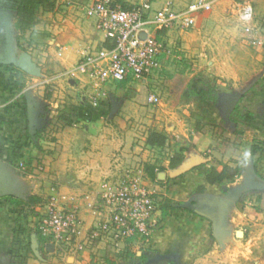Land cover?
<instances>
[{
	"label": "crops",
	"instance_id": "obj_1",
	"mask_svg": "<svg viewBox=\"0 0 264 264\" xmlns=\"http://www.w3.org/2000/svg\"><path fill=\"white\" fill-rule=\"evenodd\" d=\"M4 3L6 0H0V48L6 49L10 59L17 60L26 52V42L29 48H38V57L55 55L62 71L93 52L96 43L103 46L104 38L94 29L93 21L82 13L75 14L71 5L64 7L60 3L51 11L40 9L35 25L20 39L14 26L12 2L7 1V6ZM170 32L162 30L158 34ZM166 54H161L160 59ZM28 55L34 62L33 54ZM169 67L162 65L160 69ZM185 67L189 71L185 72ZM202 68L181 66L179 73L186 77L182 92L188 83L194 92L201 88L196 81L200 72L205 73ZM20 71L0 66V182H7L13 197L25 202L18 206L7 195L0 197V264H26L27 250L33 256V260L26 259L27 264H191L216 249L229 250L239 232L241 252L264 250V72L242 98V112L234 111L239 102L235 103L223 127L219 126V112L212 108L214 103L194 101L183 94L177 99L182 102L177 106L181 113L173 111L171 105L160 117L161 123L155 121L154 106L138 95L142 86H148L150 77L141 82L127 79L97 86L86 76H79L72 79V84L69 80L66 84L76 91L75 99L70 98L71 90L63 87L62 80L53 78L55 90L48 92L51 99L43 101L51 111L57 108V119L65 125L53 133L52 141L44 142L39 114L42 111H38L32 89L38 75ZM218 82L217 87L225 84ZM100 91L105 95H97ZM91 94L97 95L95 103L89 100ZM70 106L74 112L67 110ZM193 111L199 120H204L200 127L193 120H185ZM234 112L236 117L231 115ZM234 118L242 122V129L232 123ZM211 122L215 126L206 125ZM156 123L169 124L156 127ZM79 124L82 128H78ZM152 130L167 136L163 146H146ZM175 152H182L183 159L170 168ZM19 160L43 168L37 171L33 167L30 175H24L16 166ZM225 164L239 167L238 175L230 182L207 183L209 168L221 170ZM147 165L154 167V179L146 172ZM128 169L154 189L157 208L152 234L133 240L131 245L122 244L119 251L109 242L92 244L79 253L60 251L54 244L47 251L49 242L40 241L36 224L27 214L40 209L41 215L53 196L61 206L75 207L89 225L94 218L91 205L100 192V184L117 180ZM29 196L38 201L26 203ZM24 228L29 239L23 238ZM18 233L20 239L15 237ZM255 260L264 264L261 256Z\"/></svg>",
	"mask_w": 264,
	"mask_h": 264
},
{
	"label": "built area",
	"instance_id": "obj_2",
	"mask_svg": "<svg viewBox=\"0 0 264 264\" xmlns=\"http://www.w3.org/2000/svg\"><path fill=\"white\" fill-rule=\"evenodd\" d=\"M215 1L192 0L183 9H175L169 1L164 7L152 9V0H141L128 8L115 0H94L80 6L84 15L93 20L94 29L104 40H109L112 47L102 46L86 53L72 67L44 79L42 84H51L53 78L67 82L79 76H86L97 86L127 79L147 80L160 70L161 54L168 53L155 33L189 29L195 14L210 10ZM67 4L70 6L71 2ZM237 14L242 20H249L251 5L246 2L237 5ZM57 55L61 56V52ZM104 93L100 91L97 95ZM97 95L91 94L90 102L95 103ZM160 101L158 93H148V104L156 106ZM16 166L24 175H30L33 167L37 171L43 168L22 161ZM156 208L154 189L144 184L138 173L128 169L114 182L102 184L98 198L91 205L94 218L89 225L83 222L75 207L59 206L55 197L50 196L37 231L63 252L79 253L98 242H109L119 251L122 244L131 245L133 240L146 239L152 234L156 226Z\"/></svg>",
	"mask_w": 264,
	"mask_h": 264
},
{
	"label": "rangeland",
	"instance_id": "obj_3",
	"mask_svg": "<svg viewBox=\"0 0 264 264\" xmlns=\"http://www.w3.org/2000/svg\"><path fill=\"white\" fill-rule=\"evenodd\" d=\"M93 1L94 0H55L54 6L60 3L64 5V7H68L69 5L67 2H71L72 8L70 9L73 10L75 14L82 13L84 15V11L81 10L80 6L87 5ZM115 1L122 7L125 6L124 8L135 6L141 2V0ZM152 1V9L164 7L165 3L168 2V0ZM169 2L175 9H183L190 4L192 0H171ZM244 2L249 3L252 7V16L249 20H242L237 14V5ZM41 12L44 11L42 10ZM39 16L41 18L42 14ZM78 16L79 15H77V17ZM89 20L91 21L92 19ZM159 35L158 38L164 40L163 42H165L166 50L168 51L166 55L161 57V65L170 67L153 72L150 76L148 86H142L141 90L138 92L143 102L147 100V95L150 91L160 95L161 105L152 108V115L155 121L161 123L160 117L163 118L164 114H166L165 111L168 110L171 105H174L172 109H174L173 111H176L177 114L182 112L181 109H177V106H180V103H182L177 99L178 96H181L183 93L182 87L186 77L179 72L181 66L186 65L203 66L202 70L205 73H199V78H197L196 81L197 83L193 81L194 84L196 83L200 87H206L207 85L216 86L215 84L219 83L218 81H220V83H225L224 86L217 87L216 91L219 93L218 99L217 102L212 104L213 110L219 112L221 116V119H219V126L223 127V122H226L227 114L234 108L233 106L235 103L239 102L237 107L234 108V111L242 112V107H240L243 101L242 98L247 96V93L250 91V84L257 81L262 72H264V0H216L210 10L195 14L194 21L189 29L183 30L182 32L181 30H171L168 34L162 33ZM94 39H96V37H94ZM25 43L24 51H26L27 54L28 52L33 54V63L41 69L38 77H36V86L32 89H34L33 93H35L33 98L38 101V111H42L39 113L42 116V137L44 142L52 141V138H55L53 133L57 132L58 129L65 124H63L62 120L57 119L59 114L57 108L51 111L48 109L49 104L43 101V99L49 100L50 97H47V93L51 92L52 94L55 89L52 87V84H42V81L45 76L48 77L57 74L60 71V66L54 59L55 55L40 54L39 58L38 48H33V46L29 48ZM44 45L48 46L47 43ZM99 48L100 42L96 43L93 51ZM63 82V87L66 90H71L72 95H70V98L75 99L76 91L68 89L66 85L67 82ZM186 92H189L188 89ZM187 97H190L189 99L194 101L195 99L196 101L199 100L190 95ZM72 107L73 106L67 107V110L69 109V111L74 112V108L72 109ZM62 109L63 108L60 110ZM235 112L231 115L236 117ZM75 116L76 114H74V117ZM156 116L159 118L155 119ZM236 119L234 118L231 120L232 123L234 122V125L242 129V122ZM185 120L188 123L193 120L199 124V127L200 124L204 122V120H199L196 111H193V115L190 114ZM160 123H156L155 126L164 127L169 124ZM206 125L215 126L213 122ZM201 127L204 128L205 126ZM78 128H82V124H79ZM38 166L42 165L38 164ZM104 182L109 183L114 181L106 180ZM104 182L100 184V190ZM58 205L61 206L60 204ZM36 212L38 213L37 215L35 214ZM39 212L40 209L37 211L33 210L27 214L31 222L34 225L36 224V231L39 219L41 218ZM25 222L27 223L28 220L25 219L24 223ZM22 234L23 238L29 239V233L25 231V228ZM19 235V233L16 236L14 234L17 239L21 238ZM240 238V235L238 238L236 237L234 244L231 245L232 247L234 246V248L230 247L229 250L216 249L214 253L210 252L208 256L199 257L200 259L198 261H194L191 264H259L255 258L256 256L264 258L263 248L252 249L254 251H252L251 254L250 251L243 253L241 252V248H239L242 246L239 242ZM27 258L33 260V256L28 250L24 257L26 264Z\"/></svg>",
	"mask_w": 264,
	"mask_h": 264
},
{
	"label": "trees",
	"instance_id": "obj_4",
	"mask_svg": "<svg viewBox=\"0 0 264 264\" xmlns=\"http://www.w3.org/2000/svg\"><path fill=\"white\" fill-rule=\"evenodd\" d=\"M7 1L12 2L11 7L15 10V29L19 32V38L21 39L24 35V33L27 30H30L35 23L38 20L37 13L41 9L43 11H51L54 8L55 0H6V3H4L5 6H7ZM125 7V6H123ZM158 32L155 33V37L158 36ZM103 46L107 48H111L112 44L109 42V40H104ZM23 48V47H22ZM24 49V48H23ZM0 66L6 70L9 71H15L17 73H21L19 69L14 67L12 64H0ZM187 66V65H186ZM189 66V65H188ZM184 71H189V68H184ZM124 81V80H123ZM121 82V81H120ZM188 89V93L186 90ZM217 86H209L207 85L204 88H199L197 92H194V90L190 87V84L186 86V88L183 91V95H194L196 96L201 102H212L215 103L217 100L218 92ZM49 93L47 94V97H49ZM167 141V136L163 132L152 130L149 132L147 138H146V146L148 147H161L163 146ZM183 159L182 152H175L170 159L169 167L174 168L177 165L181 163ZM22 161V160H19ZM23 162V161H22ZM29 162V161H27ZM26 163V161L24 162ZM27 164V163H26ZM28 165V164H27ZM146 172L150 176L151 179L155 178V172L154 167L147 165L145 167ZM240 171L239 167H231L229 165H223L221 170H217L213 167L209 168L208 172L206 173L205 180L209 184H220L224 182H230L234 179L236 175H238ZM7 198L15 205L20 206L21 204H24L25 202L23 200H19L17 198H14L13 196H7ZM38 201V198L35 196H29L26 203H35ZM165 209V208H164ZM165 214V212H164ZM38 235L39 232L37 231ZM40 241H45L48 239L44 236L40 235L38 236Z\"/></svg>",
	"mask_w": 264,
	"mask_h": 264
},
{
	"label": "water",
	"instance_id": "obj_5",
	"mask_svg": "<svg viewBox=\"0 0 264 264\" xmlns=\"http://www.w3.org/2000/svg\"><path fill=\"white\" fill-rule=\"evenodd\" d=\"M143 36V34H142ZM0 63L1 64H12L14 66H16L17 68H19L20 70L31 74V75H38L39 74V69L37 68V66H35V64L30 60V57L27 53L23 52L17 60L14 59H10L8 58L7 54H6V49H3L2 47L0 48ZM69 83L72 84L73 80L70 79ZM29 131L32 132L33 131V127L32 124L29 127ZM13 196L14 194L12 192H10L8 190L7 187V182L6 184H4V182H0V197L1 196ZM242 235L241 232H239L237 234ZM36 239V238H35ZM54 247V245L52 243H47L46 244V250H51Z\"/></svg>",
	"mask_w": 264,
	"mask_h": 264
}]
</instances>
